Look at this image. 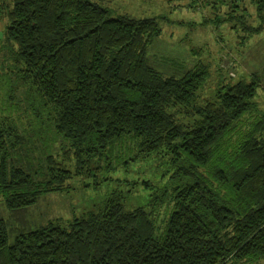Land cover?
<instances>
[{"label": "trees", "instance_id": "trees-1", "mask_svg": "<svg viewBox=\"0 0 264 264\" xmlns=\"http://www.w3.org/2000/svg\"><path fill=\"white\" fill-rule=\"evenodd\" d=\"M220 1L223 17L209 0L215 22L264 31V0H252L256 25L238 13L240 0ZM112 13L93 0H0L9 79L0 85V199L10 212L0 217V264H264L259 76L224 77L208 97L204 64L166 76L148 62L161 17ZM162 159L156 186L114 178ZM102 174L129 188L69 222L31 227L42 196ZM137 186L153 192L130 209Z\"/></svg>", "mask_w": 264, "mask_h": 264}, {"label": "rangeland", "instance_id": "rangeland-1", "mask_svg": "<svg viewBox=\"0 0 264 264\" xmlns=\"http://www.w3.org/2000/svg\"><path fill=\"white\" fill-rule=\"evenodd\" d=\"M112 10L113 16L128 14L134 17H161L162 33L149 45L146 57L148 62L166 76H183L201 63L209 67V88L205 95L215 96L213 88L224 77L228 80H250L257 74L261 86L255 101L258 108L252 117L246 116L245 123L257 121L264 112V31L257 35H247L231 22H215L214 10L209 0H93ZM220 6V16L228 12L229 6L215 0ZM241 15L249 24L256 25L258 18L252 0H240ZM243 8H247L244 12ZM6 20H0V38L3 36ZM1 41V39H0ZM0 56V85H8L5 74L7 64ZM213 93V94H211ZM2 97V94H0ZM165 160L138 163L127 172L116 171L114 178L149 180L156 186L160 170ZM98 183V184H97ZM70 184L75 187L67 193H51L42 196L39 203L30 209L29 221L36 228L56 219L69 222L74 215L93 209L115 189H128L129 186L116 181L104 180L103 174L96 177H77ZM153 189L137 186L131 189L126 198L127 207L132 209L145 204ZM0 217L10 218L5 201L0 199ZM14 227H21L15 225ZM16 231L11 229V242Z\"/></svg>", "mask_w": 264, "mask_h": 264}]
</instances>
